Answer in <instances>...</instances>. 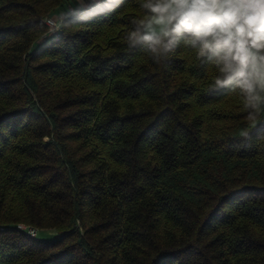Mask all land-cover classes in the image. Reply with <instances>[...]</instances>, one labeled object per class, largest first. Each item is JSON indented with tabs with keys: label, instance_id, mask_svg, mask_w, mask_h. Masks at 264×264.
Masks as SVG:
<instances>
[{
	"label": "trees",
	"instance_id": "16d2710c",
	"mask_svg": "<svg viewBox=\"0 0 264 264\" xmlns=\"http://www.w3.org/2000/svg\"><path fill=\"white\" fill-rule=\"evenodd\" d=\"M106 3L0 0V264H264V105Z\"/></svg>",
	"mask_w": 264,
	"mask_h": 264
},
{
	"label": "clouds",
	"instance_id": "9594fccd",
	"mask_svg": "<svg viewBox=\"0 0 264 264\" xmlns=\"http://www.w3.org/2000/svg\"><path fill=\"white\" fill-rule=\"evenodd\" d=\"M121 0H108L107 11ZM132 43L143 42L159 56L186 36L185 44L207 57L219 72L212 87L239 89L246 109L258 118L264 105V0H142Z\"/></svg>",
	"mask_w": 264,
	"mask_h": 264
},
{
	"label": "built area",
	"instance_id": "2783aa9c",
	"mask_svg": "<svg viewBox=\"0 0 264 264\" xmlns=\"http://www.w3.org/2000/svg\"><path fill=\"white\" fill-rule=\"evenodd\" d=\"M93 1H95V0H85L81 4L86 6V5H88L89 3L93 2ZM68 10L72 11L73 7L72 6H68ZM64 15H65V11L64 10H59V11L55 12L54 16H49V17L45 18V24L48 27L47 28V32H46L47 34H55L57 32V30L60 27L61 20L64 17ZM19 227L22 228V229H25L26 232L29 235H31V236L36 235V231L33 228H30V227L28 228V227H26L24 225H20Z\"/></svg>",
	"mask_w": 264,
	"mask_h": 264
},
{
	"label": "rangeland",
	"instance_id": "374dc122",
	"mask_svg": "<svg viewBox=\"0 0 264 264\" xmlns=\"http://www.w3.org/2000/svg\"><path fill=\"white\" fill-rule=\"evenodd\" d=\"M55 15V13H52V14H48V15H46V17H49V16H54ZM47 25H46V27H45V31L47 32ZM38 39H41V38H38ZM36 40V42L35 43H33V45L31 46V50L33 49V48H35V46H36V44L38 43V41L39 40ZM25 226V225H24ZM26 227H30V228H33V227H31V226H28V225H26ZM33 229H35V231H36V233H37V235L39 236V237H41V238H50V237H53V236H55L56 235V232L54 231V229H39V228H36V227H34Z\"/></svg>",
	"mask_w": 264,
	"mask_h": 264
},
{
	"label": "crops",
	"instance_id": "0c3cea01",
	"mask_svg": "<svg viewBox=\"0 0 264 264\" xmlns=\"http://www.w3.org/2000/svg\"><path fill=\"white\" fill-rule=\"evenodd\" d=\"M76 1V3H78V4H81L82 2H84L85 0H75Z\"/></svg>",
	"mask_w": 264,
	"mask_h": 264
}]
</instances>
